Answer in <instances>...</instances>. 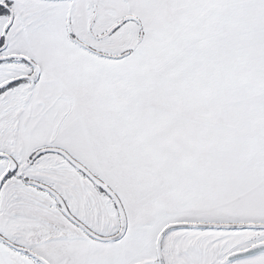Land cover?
Returning <instances> with one entry per match:
<instances>
[{
	"label": "snow or ice",
	"instance_id": "1",
	"mask_svg": "<svg viewBox=\"0 0 264 264\" xmlns=\"http://www.w3.org/2000/svg\"><path fill=\"white\" fill-rule=\"evenodd\" d=\"M0 264H264V0H0Z\"/></svg>",
	"mask_w": 264,
	"mask_h": 264
}]
</instances>
